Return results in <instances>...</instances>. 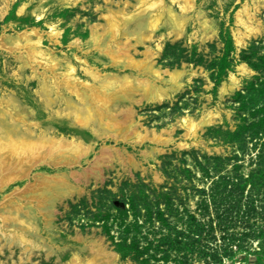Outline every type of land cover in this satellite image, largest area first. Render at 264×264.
Returning a JSON list of instances; mask_svg holds the SVG:
<instances>
[{
    "label": "rangeland",
    "instance_id": "obj_1",
    "mask_svg": "<svg viewBox=\"0 0 264 264\" xmlns=\"http://www.w3.org/2000/svg\"><path fill=\"white\" fill-rule=\"evenodd\" d=\"M139 3L0 0V128L13 125L21 114L25 124H14L22 133L90 147L80 163L56 167L38 162L28 176L0 188V264H89L92 247L109 253L111 261L104 257L99 264H264V0H192L191 6L185 0H164L163 18L155 27L147 20L149 13L132 17L127 27L132 57L143 60L149 49L156 52L152 73L137 72L147 73L148 83L157 81L156 68L167 82L166 70L183 76L163 101L148 97L137 104L121 97L112 108L133 106L142 133L173 138L165 145L138 143L132 135L109 137L99 121L78 124L75 113L93 102L59 87L68 64L76 65L82 80L92 81L77 58L97 65L114 82L121 83L123 75L136 77L125 63L113 64L92 40L98 29L103 43L121 45L126 36L117 42L101 27H107L105 16L123 8L134 16ZM245 6L262 26L240 45L238 31L245 29L238 19L246 18ZM173 14L184 22L179 34ZM51 23L61 32L58 43L50 38ZM33 29L43 33L39 51L49 52L41 65L32 50H19L24 42L12 43L24 33L36 38ZM241 64L251 69L250 75L239 73ZM232 75L239 85L224 94L221 89ZM214 110L219 116L198 129L196 140L187 136L184 118L199 122ZM181 142L188 146H178ZM104 145L120 148L132 162L114 155L96 163ZM74 170L85 176L68 178ZM64 171L68 190L44 191L45 197L32 204L19 196L20 210L9 204L18 189Z\"/></svg>",
    "mask_w": 264,
    "mask_h": 264
},
{
    "label": "bare ground",
    "instance_id": "obj_2",
    "mask_svg": "<svg viewBox=\"0 0 264 264\" xmlns=\"http://www.w3.org/2000/svg\"><path fill=\"white\" fill-rule=\"evenodd\" d=\"M185 1L188 6H191L192 0ZM162 3H164V0H140L139 5L136 6V9H134V16L128 14L125 8H123L122 10H110L109 13L105 16L107 27L105 28L103 27V25L101 27L105 29V32L108 33V36H110L112 39L115 38L117 42L119 40L118 37L122 39L124 36H126V41H124L121 45L118 42L117 48H114L110 44L107 45L103 43L104 34L99 33L98 29L94 30L93 32L92 41L96 43V49H98L99 51H104V53H106L105 55L115 65H122L121 62L125 63L123 67H129L134 72L136 71V77L129 75L118 77V75H116L118 78H120L119 81L121 83L114 82L112 81V79L114 78L110 77L111 75L108 73H102L97 65H90L91 63H88L86 59L77 58L80 63L84 64L83 69L86 72V75L92 78L93 82H89L86 79L82 80L78 75H76V65H67L68 71H65V80L64 82H62L61 80V84H59V87H63L64 90L74 94L79 100L87 101L88 104L89 101H92L94 105H88V107L84 108L85 110L82 108V110L79 111L78 114L75 113V119L78 124L84 126L90 124V122L93 123L94 121H99L101 126L104 127L105 130H107L109 137L117 136L118 139L119 137H123L126 139L127 137H129L128 135H132L135 136V140L138 143H142L146 140H151L158 144L162 143L163 145H165L169 141H172V137L164 138L162 134L159 135L156 132H153L151 133L152 135H150V132L144 130L145 133H142L141 129H139L141 124L136 122L135 120V110L133 106L130 105L126 107H119L117 112H115L112 108V106L115 104V101L121 100V97H125L126 100L137 104H140L143 98L148 97L150 98V100H153L152 98H155L154 100L159 99L163 101V97L168 96V93L171 94L173 90H176V87L181 85L180 80L183 76L182 72L177 70L175 72H169L168 70H166L165 72H168L169 75V79L167 82L165 80H162L163 77L160 76V70H157V68L153 70V74L158 77L157 81L149 83L148 81L146 82L145 80H148V78L145 77L147 73L143 74L140 72L138 73L137 71L148 70L147 72L152 73L151 66L154 67V62H151L156 52L153 49H149L143 60L133 58L130 53L133 44L131 43V37L127 35V27L130 22L134 21L132 17L138 19L146 13H149V15H147V20L151 19L149 24L153 27L158 26L161 24L163 11L165 10L164 7L162 8ZM24 8L25 6H22L19 10L20 14L23 12ZM137 9H139L140 11H137ZM241 11L244 13L246 18L239 17L238 19L239 24H241L245 29V32L238 31L237 39L238 44L240 45L244 44L245 37L257 36V34L261 31L262 26L261 21H258L256 23L254 14L251 13V8L249 6H245V8ZM255 11L258 12L259 7L255 8ZM168 13L170 14L169 8ZM173 16L175 19V23H178L180 25L178 30L179 34L184 22L182 17H178L176 14H173ZM41 17L42 16L39 15L38 19H40ZM51 27L52 33L50 34V38L52 42L58 43L61 33L58 25L51 23ZM32 31L35 34L36 38L30 37V34L28 33H24L20 36V38H18L17 36L15 39H12V43L17 44L24 42V44L20 46L19 50H32L31 53L34 57V61L38 62L41 65L46 63L42 62V56L49 58V52L39 51L43 50L40 47L43 44V33L39 32V30L37 29H33ZM85 44L87 43H83V45ZM12 50L17 49L13 47ZM24 50L21 52H24ZM29 58L30 54L28 56V60ZM238 71L241 75L251 74V69L246 64H241L238 68ZM102 75L103 77L108 76L110 77V79L108 77L107 79H104L101 77ZM159 79L162 80V82H160ZM239 81L240 79H238L237 76L232 75L231 83L225 84L222 87L221 92L224 94L228 93L229 90L239 85ZM135 85L138 87L135 88ZM139 86L142 87L141 93H139ZM136 94H141L142 96L139 98H135ZM53 100L54 99L49 98V101ZM64 101L66 103H70L67 102L68 99ZM92 102L90 103L92 104ZM3 112L4 113L2 115L4 116L5 111ZM12 115L14 114L12 113ZM216 116H219V114L214 110L204 114L202 120L199 122H196L194 119L188 116L184 118L182 121V125L187 129V136L192 137L194 140H196L198 129L206 123L213 122V119H215ZM24 117V115L19 114L15 120H12L10 122L13 123V125L8 126L5 124L6 126H4V128H2V126L0 128V188L6 187L9 184L8 181L11 179H21L25 176H28L31 169L35 165H37L38 162H42L45 164L53 163L56 167L65 166V164L73 166L77 163H80V159H82V157L90 152V147H87V145H83L81 142L78 144H74L73 142L68 143L61 138L52 137L47 139L42 136L34 137V134L32 132H20L18 125H15L14 123L15 121H17L18 123L19 121V123L23 122L22 124L24 125L26 121ZM126 132H128L129 134L125 135ZM5 135H9V138L7 139L9 141H5V139L7 138ZM169 135L172 134L169 132ZM16 137L19 138V140L15 139ZM178 146L185 147L188 146V143L181 142L178 144ZM157 150L158 152H161L163 149L157 148ZM99 155L100 156H97L99 158H97L96 163L108 161L112 159L114 155L116 158H121L125 164L128 162H132L131 156H128V154L122 152L120 148L115 146H102ZM84 174V172L74 170L69 173L68 178L74 180L73 177L78 176L79 180V178H83L85 176ZM68 178L66 176V172L64 171L62 174L52 177L51 179L49 177H45L38 181L34 180L35 183L33 182L32 184H27L28 186H25L23 190L18 189L16 193H14L15 198H12L13 200H11L9 204L17 206V209L20 210V207L22 205L20 201H17V198L19 196L23 200H27V202L32 204L40 201L41 198L45 197L44 191L51 192L52 194H60L64 192L65 189L70 187V181L68 180ZM27 192H29V194L24 197L23 194ZM11 196L8 195L7 198L10 199ZM16 217H18V215H16ZM21 240L25 243L28 242L27 238H22ZM92 249L93 250L89 257V264H99L102 258L105 257L106 260L109 258V253L107 254L104 249L100 247H92ZM107 261L110 262L111 258H109Z\"/></svg>",
    "mask_w": 264,
    "mask_h": 264
}]
</instances>
